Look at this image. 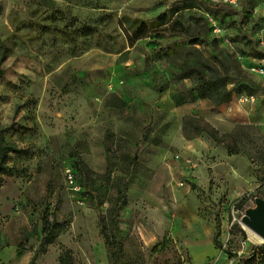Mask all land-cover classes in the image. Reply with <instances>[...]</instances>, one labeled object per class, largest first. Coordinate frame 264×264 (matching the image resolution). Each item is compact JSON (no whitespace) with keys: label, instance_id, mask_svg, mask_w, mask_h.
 <instances>
[{"label":"rangeland","instance_id":"374dc122","mask_svg":"<svg viewBox=\"0 0 264 264\" xmlns=\"http://www.w3.org/2000/svg\"><path fill=\"white\" fill-rule=\"evenodd\" d=\"M161 14L164 23L131 42L130 19ZM260 38L264 0L237 9L210 0H0L8 51L0 123L26 150L9 158L21 173L0 176V264H29L39 250L35 264H111L99 214L136 152L119 211L130 264H264V240L243 222L264 198V80L250 70L264 53ZM196 57L228 89L240 83L230 102L191 99L195 78L177 74ZM218 212L225 250L214 243ZM53 223L56 237L41 251Z\"/></svg>","mask_w":264,"mask_h":264},{"label":"trees","instance_id":"16d2710c","mask_svg":"<svg viewBox=\"0 0 264 264\" xmlns=\"http://www.w3.org/2000/svg\"><path fill=\"white\" fill-rule=\"evenodd\" d=\"M165 14H161L155 18H152L149 21H144L142 19H130L132 21V26H136L135 32L133 36H129L131 42L139 40L145 37L151 27H156L163 22ZM84 29L87 32L92 31L90 26H84ZM258 58L264 57V53L261 52ZM8 58L7 47L3 44L0 49V78L5 75V68L3 67L4 62ZM197 60L192 61L189 59L185 60V63L181 67V71L177 74L179 77H194L196 80L195 87L190 90L189 94L192 100H196L197 98H210L212 99L216 105H222L228 103L232 100V97L235 92L240 91V83L235 84L232 88L228 89L226 78L222 77L217 70H211V72H207L203 67H208V64L203 61L201 58L196 57ZM255 85H251V89H249L250 93H254ZM177 103H183V100L180 97H175ZM9 126L2 125L0 123V176L3 174L7 175H17L21 173V169L9 164V158L12 154H22L25 153L26 150L22 148H18V146L8 140V134L10 131ZM138 152H136L135 156L129 162L127 167L126 176L122 179L121 188L116 196L114 202L108 209L107 215L99 214V227L100 234L102 235L105 245L107 248V252L109 258L111 260V264H118L121 259L124 264H130V262L125 257V245L120 232V209L127 204L128 198V177L132 174L135 167L137 166L139 156ZM76 167L79 171H81L83 176V185L90 191L91 196L95 202V207L97 210L100 209V198L98 196L97 190L91 187V184L88 182V175L91 172L87 165L83 162V160L78 157L76 159ZM1 185V182H0ZM247 198L241 201L240 206H242L243 202H245ZM216 227L214 233V243L217 248L221 250L224 249V244L221 240L222 234V218L220 213L218 212L215 218ZM234 225L239 227V230L242 231L244 235H246L245 231L239 226L238 223ZM45 231H48L47 234L43 236V240L41 243V251H44V247L53 242L56 237L57 224L53 223L51 226H48ZM262 250H264V245L259 246ZM40 252V250H39ZM39 252H36L33 258L31 259L29 264H35L37 256ZM241 264H251L248 261V258H242Z\"/></svg>","mask_w":264,"mask_h":264},{"label":"water","instance_id":"95a60500","mask_svg":"<svg viewBox=\"0 0 264 264\" xmlns=\"http://www.w3.org/2000/svg\"><path fill=\"white\" fill-rule=\"evenodd\" d=\"M243 222L246 227L250 228L264 240V198H258L256 200V207L249 208L246 211Z\"/></svg>","mask_w":264,"mask_h":264},{"label":"built area","instance_id":"2783aa9c","mask_svg":"<svg viewBox=\"0 0 264 264\" xmlns=\"http://www.w3.org/2000/svg\"><path fill=\"white\" fill-rule=\"evenodd\" d=\"M214 3H221L227 6H230L232 8H239L242 3L245 0H210ZM260 44L264 45V38H260ZM252 59V65H250V70L258 74L259 76L262 77L264 80V57H253Z\"/></svg>","mask_w":264,"mask_h":264},{"label":"bare ground","instance_id":"6f19581e","mask_svg":"<svg viewBox=\"0 0 264 264\" xmlns=\"http://www.w3.org/2000/svg\"><path fill=\"white\" fill-rule=\"evenodd\" d=\"M256 239H257V238H256ZM256 239H255V240H256Z\"/></svg>","mask_w":264,"mask_h":264}]
</instances>
